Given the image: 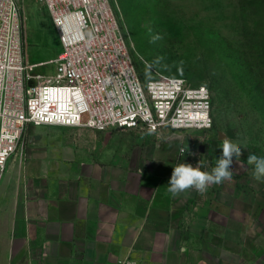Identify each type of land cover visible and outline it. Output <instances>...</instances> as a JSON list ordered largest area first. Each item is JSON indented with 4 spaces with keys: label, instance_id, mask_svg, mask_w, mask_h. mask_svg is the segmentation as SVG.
I'll return each mask as SVG.
<instances>
[{
    "label": "crops",
    "instance_id": "1",
    "mask_svg": "<svg viewBox=\"0 0 264 264\" xmlns=\"http://www.w3.org/2000/svg\"><path fill=\"white\" fill-rule=\"evenodd\" d=\"M135 132L120 146L20 169L0 264H264V212L242 182L173 197L168 182L187 149Z\"/></svg>",
    "mask_w": 264,
    "mask_h": 264
},
{
    "label": "rangeland",
    "instance_id": "2",
    "mask_svg": "<svg viewBox=\"0 0 264 264\" xmlns=\"http://www.w3.org/2000/svg\"><path fill=\"white\" fill-rule=\"evenodd\" d=\"M20 2L28 61L38 64L34 73H51L61 50L57 31L44 6L35 0ZM110 2L143 81L168 74L210 90L209 129H165L160 134L187 149L184 163L196 167L201 162L204 171H210L222 156L223 138L239 144L243 166L233 157V177L242 182L245 200L257 198L263 213L264 178H253L254 166L247 164V158L249 154L264 157V0ZM137 134L134 130L27 125L0 178V229L8 227L21 184L19 171L28 163L49 168L94 146L123 145Z\"/></svg>",
    "mask_w": 264,
    "mask_h": 264
},
{
    "label": "built area",
    "instance_id": "3",
    "mask_svg": "<svg viewBox=\"0 0 264 264\" xmlns=\"http://www.w3.org/2000/svg\"><path fill=\"white\" fill-rule=\"evenodd\" d=\"M35 2L61 50L53 72L34 73L21 2L0 0V178L32 123L154 133L212 126L206 85L168 74L141 79L110 0Z\"/></svg>",
    "mask_w": 264,
    "mask_h": 264
},
{
    "label": "clouds",
    "instance_id": "4",
    "mask_svg": "<svg viewBox=\"0 0 264 264\" xmlns=\"http://www.w3.org/2000/svg\"><path fill=\"white\" fill-rule=\"evenodd\" d=\"M211 126L210 123L208 125ZM201 142H204L201 140ZM222 156L215 161V166L211 171L202 170L201 162L193 167L191 164L181 163L173 167L171 177L168 182V191L173 197L179 195L181 192H186L194 189L201 195H204L210 186L220 184L224 181L231 182L233 180L234 172L231 170L233 157L238 163L242 155L239 144L231 141L228 138L222 139ZM181 154L184 149H181ZM247 164L254 166L253 178L257 181L264 178V157H258L255 154H249Z\"/></svg>",
    "mask_w": 264,
    "mask_h": 264
}]
</instances>
